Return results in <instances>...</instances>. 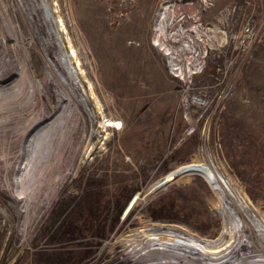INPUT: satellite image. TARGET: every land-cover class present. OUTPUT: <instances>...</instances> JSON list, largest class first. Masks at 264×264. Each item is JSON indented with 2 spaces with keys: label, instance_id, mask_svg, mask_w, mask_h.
<instances>
[{
  "label": "rangeland",
  "instance_id": "374dc122",
  "mask_svg": "<svg viewBox=\"0 0 264 264\" xmlns=\"http://www.w3.org/2000/svg\"><path fill=\"white\" fill-rule=\"evenodd\" d=\"M165 4L171 54L154 43ZM0 6V49L41 89L0 114V264H111L152 224L215 237L226 212L209 167L264 217V0ZM35 117L39 133L20 135Z\"/></svg>",
  "mask_w": 264,
  "mask_h": 264
},
{
  "label": "bare ground",
  "instance_id": "6f19581e",
  "mask_svg": "<svg viewBox=\"0 0 264 264\" xmlns=\"http://www.w3.org/2000/svg\"><path fill=\"white\" fill-rule=\"evenodd\" d=\"M171 5L165 4L159 11L157 34L154 37V43L161 49H166L167 54H171L172 51L164 41L162 42L159 34L162 30L161 22ZM5 19L11 26L12 18L7 15ZM11 49L14 50V46H11ZM11 49H0V62L3 63V66L0 65L3 67L2 70L0 68L2 77L0 87L6 88L5 91H0V114H5L16 107L29 105L33 102V95L41 91L32 73L29 74L25 68L19 72L20 66L15 67ZM26 59H28L27 56ZM21 71L24 74L17 76ZM180 71L183 73L182 69ZM11 85L13 87L8 90ZM17 85L20 86L19 90H17ZM10 121L11 119L7 116L0 118V129L6 128ZM41 125L42 120L35 117L30 128L27 127L18 133L22 136L27 135L26 131L29 130L39 133ZM40 154L42 159V152ZM41 162L42 160H39L38 164L40 165ZM37 168L34 166L26 173H22L21 177L24 178V182L32 179L31 172L34 173ZM209 172L216 180V195L226 212L223 214V227L217 236L201 235L177 225L152 224L136 228L125 236L121 255L111 264H264V217L252 205H248L243 193L239 194L240 198H238L235 194L237 191H233L235 196H232L230 190L226 189L230 180L224 176L222 171L209 167ZM30 197L21 198L22 206L28 205ZM233 211L234 217L231 213Z\"/></svg>",
  "mask_w": 264,
  "mask_h": 264
},
{
  "label": "built area",
  "instance_id": "2783aa9c",
  "mask_svg": "<svg viewBox=\"0 0 264 264\" xmlns=\"http://www.w3.org/2000/svg\"><path fill=\"white\" fill-rule=\"evenodd\" d=\"M250 31H251V33H252V31H254V28L252 27V28H250ZM245 32H248V27L247 28H245ZM195 64V63H194Z\"/></svg>",
  "mask_w": 264,
  "mask_h": 264
}]
</instances>
